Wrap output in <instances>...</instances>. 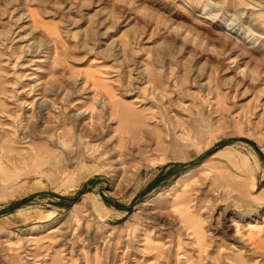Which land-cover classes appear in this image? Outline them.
I'll return each instance as SVG.
<instances>
[{
    "label": "rangeland",
    "instance_id": "obj_1",
    "mask_svg": "<svg viewBox=\"0 0 264 264\" xmlns=\"http://www.w3.org/2000/svg\"><path fill=\"white\" fill-rule=\"evenodd\" d=\"M0 264H264V2L0 0Z\"/></svg>",
    "mask_w": 264,
    "mask_h": 264
},
{
    "label": "bare ground",
    "instance_id": "obj_2",
    "mask_svg": "<svg viewBox=\"0 0 264 264\" xmlns=\"http://www.w3.org/2000/svg\"><path fill=\"white\" fill-rule=\"evenodd\" d=\"M199 239H201V236H199Z\"/></svg>",
    "mask_w": 264,
    "mask_h": 264
},
{
    "label": "crops",
    "instance_id": "obj_3",
    "mask_svg": "<svg viewBox=\"0 0 264 264\" xmlns=\"http://www.w3.org/2000/svg\"><path fill=\"white\" fill-rule=\"evenodd\" d=\"M261 2H264V0H261Z\"/></svg>",
    "mask_w": 264,
    "mask_h": 264
}]
</instances>
